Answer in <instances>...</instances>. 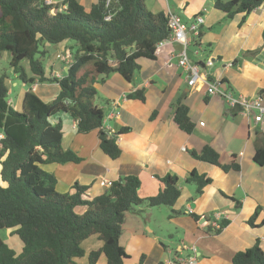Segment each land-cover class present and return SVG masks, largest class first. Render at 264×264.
<instances>
[{
    "label": "crops",
    "instance_id": "1",
    "mask_svg": "<svg viewBox=\"0 0 264 264\" xmlns=\"http://www.w3.org/2000/svg\"><path fill=\"white\" fill-rule=\"evenodd\" d=\"M48 1L61 6L65 0ZM78 1L89 10L97 0ZM148 1L153 12L162 11L167 15L174 12L187 25L197 15H203L201 47L204 57L214 61L209 68L211 78L226 84L234 96L260 97L264 104L261 93L264 90V2L249 14L240 12L228 19L225 12L216 8V0ZM145 2L147 4V0ZM68 45L63 42L58 47L61 46V51ZM180 48L178 43H167L157 47L154 60L141 58V69L132 82L117 72L99 77L94 101L104 111V129L116 135L121 148L118 158L112 159L101 150L97 130L78 132L77 121L65 113L59 116L63 124L62 146L72 150L80 160L42 166L55 175L59 193L70 192L78 183L87 186L86 193L90 197L104 193L108 188L107 181H117L128 175L138 176L140 196L150 197L162 188L161 178L166 175L177 177L181 195L174 209L182 214L169 217L171 208L167 206L126 214L120 237L129 256L124 264H138L142 255V264H179L178 259L188 257H194L195 264H232L235 252L253 246L257 240L264 248V224H261L264 218V166L254 160L256 148L264 146V115L262 121L256 122L241 108H231L222 95L206 94L201 83L189 86L187 74L178 65ZM4 57L9 58V54L5 53ZM47 70L56 76L63 72L56 66L47 67ZM10 76L18 77L15 73ZM10 76L7 79L9 85ZM22 83L23 88L17 96L8 98L18 110L28 90L45 102L53 100L60 92L57 83L36 82L28 89H24L26 83ZM137 89L144 90L145 101L128 97ZM13 93L10 85L9 94ZM179 100L189 108V118L194 124L191 133L185 132L174 121V109ZM56 119L58 117L54 121ZM123 127L128 131L118 134ZM206 145L219 153L221 165L234 162L240 169L225 171L219 165L196 158L194 152H200ZM193 170L211 179L197 197L195 185L186 181ZM257 207L261 209L253 226L248 220ZM78 210L82 213L85 207ZM222 220L228 222L216 232L218 227L214 224L218 221L221 225ZM6 232L4 241L20 252L23 248L21 240L10 230ZM173 240H176L174 246L168 243ZM102 246L99 237L91 235L83 241L85 254L77 258L75 264H90V253ZM95 264H107L104 253Z\"/></svg>",
    "mask_w": 264,
    "mask_h": 264
},
{
    "label": "trees",
    "instance_id": "2",
    "mask_svg": "<svg viewBox=\"0 0 264 264\" xmlns=\"http://www.w3.org/2000/svg\"><path fill=\"white\" fill-rule=\"evenodd\" d=\"M145 1L97 0L87 10L78 0H65L61 5L65 8L48 0H0V60L8 53L12 72L26 84L57 83L60 87L49 102L28 90L18 110L8 101L9 76L0 72V230H10L23 243L17 252L0 236V264H75L85 254L83 241L91 235H97L103 246L90 253V264H95L101 253L107 264H124L129 256L120 237L128 212L167 206L171 208L169 217L182 214L174 209L181 195L176 176L161 178L162 188L150 197L140 196L141 181L136 175L113 181L104 193L90 197L87 186L78 183L70 192L59 193L55 175L42 167L80 160L72 150L64 149L62 121L59 117L54 121L65 113L77 121L78 132L98 131L99 147L105 154L112 159L121 155L116 135L104 129V111L95 104L96 84L101 75L115 72L134 81L141 69L139 60H154L158 42L169 36L168 15L153 12ZM263 2L216 0L215 6L229 19L236 13L249 14ZM69 40L74 42L67 46L71 63L61 76L53 75L44 63L47 45ZM128 97L145 101L143 89ZM174 121L187 133L194 129L189 108L180 100ZM126 131L123 127L118 134ZM194 155L225 171L240 169L234 162L221 165L219 153L210 145ZM254 160L264 166V146L256 148ZM186 181L195 185L197 197L211 179L193 170ZM80 207L85 211L78 212ZM260 209L257 207L248 220L250 225L255 226ZM227 222L222 220L215 231ZM143 260L142 255L138 264ZM232 264H264L260 241L235 252Z\"/></svg>",
    "mask_w": 264,
    "mask_h": 264
},
{
    "label": "built area",
    "instance_id": "3",
    "mask_svg": "<svg viewBox=\"0 0 264 264\" xmlns=\"http://www.w3.org/2000/svg\"><path fill=\"white\" fill-rule=\"evenodd\" d=\"M64 8L66 6H63ZM204 24V16L197 15L190 25L181 21L179 16L174 12L168 13V25L170 28L169 36L160 42L157 47L163 46L167 43H178L181 48L178 50L177 59L178 65L187 74V82L189 86H195L201 83L205 86V93L208 95H222L225 97L228 105L231 108H241L242 112L249 117H253L256 122H260L264 115V104L260 97H247L245 95L234 96L231 91H228L226 84H222L220 80L211 78L209 68L214 65V61L211 57H204L201 44L199 43L201 37V28ZM191 35H190V34ZM191 45L196 46L194 55L201 57V59L192 60L189 54V47ZM204 57V58H203ZM231 65V64H230ZM223 85L225 88H222ZM10 103V102H9ZM3 135H0L2 138ZM107 186H110L112 182L107 181ZM192 210L189 209V213ZM219 214H217V220H219ZM214 226L220 227V223L217 221ZM195 250V249H194ZM179 264H195L194 257H188L185 259H178Z\"/></svg>",
    "mask_w": 264,
    "mask_h": 264
},
{
    "label": "rangeland",
    "instance_id": "4",
    "mask_svg": "<svg viewBox=\"0 0 264 264\" xmlns=\"http://www.w3.org/2000/svg\"><path fill=\"white\" fill-rule=\"evenodd\" d=\"M147 7L149 8V1L147 0ZM69 44H73L74 42L71 40L66 41ZM199 43L201 44V39L199 40ZM59 44L56 45H47V49H48V55L45 58V65L47 67H53L56 66L58 69L60 68V72L63 71V67L67 64L71 63V56L69 54V50L67 49V47H64L61 51H60V47H58ZM196 49V46L191 45L189 47V54L190 56H195L194 55V50ZM61 53V54H59ZM5 54V53H4ZM59 54V55H58ZM58 55V56H57ZM60 61V62H59ZM24 65L27 66V61L23 62ZM59 64V65H57ZM0 72H6L8 76L13 75L12 69L9 66V58H5L4 55L0 60ZM81 73V71H80ZM11 77V76H10ZM10 85H11V89L14 90L13 94H9L8 98H15L17 96V92L20 91L21 88H23V83L22 80L20 78H16V77H11L10 78ZM16 83V84H15ZM29 84L24 85V89H28L29 88ZM60 115H57V117H59ZM78 212H80L78 210ZM162 219V218H160ZM6 230L8 229H3L0 230V236L2 238H7V232ZM176 240H173V242H168L170 245L174 246Z\"/></svg>",
    "mask_w": 264,
    "mask_h": 264
}]
</instances>
